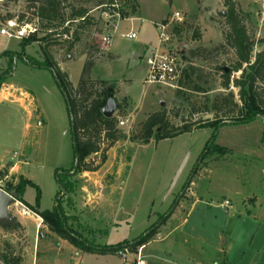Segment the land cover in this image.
Wrapping results in <instances>:
<instances>
[{
    "label": "rangeland",
    "instance_id": "1",
    "mask_svg": "<svg viewBox=\"0 0 264 264\" xmlns=\"http://www.w3.org/2000/svg\"><path fill=\"white\" fill-rule=\"evenodd\" d=\"M231 1L256 54L262 49L257 42L264 38V0ZM39 5L40 0H0V22L15 18L33 24L36 41L25 47L23 54L37 62L50 56L74 88L85 54L91 49L115 56L104 59L97 52L91 79L121 81L129 75L134 79L138 63L133 54L139 45H156L153 24L167 12L184 14L176 33L178 44L187 45L186 56L194 49L206 51L200 58L185 61L200 70L199 78L185 77L181 90L165 87L159 105L154 104V86L144 85L140 78L126 90L136 106L115 93L120 107L114 116L129 123L118 128L123 138L108 149L98 169L71 175L72 189L59 194L68 225L94 244L114 246L139 237L161 216L168 215L176 202L144 252L153 257H145V264H264L262 120L219 127L214 145L220 149L202 157L211 129H195L157 143L151 139L147 145L137 140L141 124L161 107L174 126L213 119L211 101L216 94L225 93L220 69L228 70L234 61L231 49L219 48L226 31L223 1L142 0L140 15H134L132 21L117 20L114 31L105 26L99 11L81 28L78 20L64 25L59 20L46 23L36 16ZM94 5L91 1L84 7L89 10ZM76 6V0H63L62 12L68 16ZM66 27L68 34L63 33ZM129 32L135 33V41L119 37ZM106 34L112 36L109 49L100 41ZM20 43L0 36L4 52L20 53ZM14 57L13 73L0 86V188L6 189L22 176L38 187L39 210L51 211L60 191L54 172L68 170L72 162L69 116L51 72ZM229 90L237 101V90L231 86ZM100 158H93L95 165ZM23 200L34 206L35 188L26 187ZM224 200L230 202V209L220 208ZM8 215L16 227L4 229L0 225V264H4L2 255L19 257L20 264L33 260L35 264H137L140 259L141 247L136 254L128 248L117 255L83 254L49 233L42 220L19 202L9 207Z\"/></svg>",
    "mask_w": 264,
    "mask_h": 264
},
{
    "label": "trees",
    "instance_id": "2",
    "mask_svg": "<svg viewBox=\"0 0 264 264\" xmlns=\"http://www.w3.org/2000/svg\"><path fill=\"white\" fill-rule=\"evenodd\" d=\"M91 1L94 2V6L101 3V0H76L78 6L71 7L70 14L66 16L62 12L63 0H40V5L37 7L35 13L38 19L46 21V23L59 20L60 24L64 25L66 22L71 23L72 21L78 20L81 22L79 26L81 28L83 24H89L92 20L87 17L88 9L84 7V4ZM222 1L226 9L224 12L226 31L222 33L224 44L219 48L226 46L231 49L234 61L228 70L224 68L220 69L223 79L221 87L225 90V93L221 92L216 94L211 101L210 109L213 113V119L196 121L190 124L182 122L180 125L174 126L169 122L167 110L161 107L157 112L149 115L141 124L137 140L142 145H147L151 139L157 143L164 139L175 138L195 129H211V136L200 156L202 157L204 154L210 153L212 149H220L214 145L219 127L223 125L248 124L257 119V117L264 116V38L257 42L259 45H262V49L256 54H253L254 42L247 32L234 2L231 0ZM136 11L137 5L134 2L131 5V15H135ZM123 15L127 16L126 18L129 16L128 14ZM63 33H69L68 27L63 29ZM74 40H78L76 33H74ZM34 41L36 39L32 35L29 38L21 40L20 53L5 51L1 54L2 57H6L7 64L5 71H0V86L13 73L14 55L22 57L24 63L30 67L46 69L51 72L65 100L69 116L72 149L70 168L68 170H56L54 172L60 189L57 194L58 197L62 190L68 194L72 189V184L70 183L71 175L75 176L83 172L96 171L105 161V155L108 149L119 139L123 138L117 128V117L113 115L110 118H106L102 114V109L105 108L110 98L113 99L116 109L120 107L115 99V82L92 80L90 77V70L98 60V57L95 55L97 52L98 56L104 59L113 58L109 54L104 55L103 51H94L91 49L90 52L85 54V63L80 79L74 88L68 80L67 73L62 71L50 56L47 55L42 62H37L23 54L25 47ZM202 52L204 53L206 51L200 49L191 50L187 56H184V61L191 60L192 58H200L202 57ZM199 71L197 68L189 65L184 73V78H190L194 75L199 78ZM236 73L239 76H232ZM180 85L182 86L183 82ZM230 86L237 90V101L235 100L234 93L229 90ZM99 156H101L100 163L95 165L93 158ZM26 187H33L36 190V202L34 206L27 204L23 200ZM3 190L7 193L15 192L17 194V202L30 212L35 213L42 220L43 225L47 227L49 233L67 242L83 254L97 256L123 254L125 248H128L130 253L136 254L138 248L149 243L158 234L157 231L160 226L166 222L177 206V203L174 202L169 209L170 213L168 215L161 216L156 223L132 241H123L114 246H102L88 241L80 232H77L71 225H68V218L61 206L62 199H56V205L51 211H40L38 205V187L22 176L18 178L17 183L10 184ZM2 227L4 229H14L16 225ZM1 258L4 264L21 263L19 257L2 255Z\"/></svg>",
    "mask_w": 264,
    "mask_h": 264
},
{
    "label": "built area",
    "instance_id": "3",
    "mask_svg": "<svg viewBox=\"0 0 264 264\" xmlns=\"http://www.w3.org/2000/svg\"><path fill=\"white\" fill-rule=\"evenodd\" d=\"M134 2V0H101L99 5L93 6L88 10L87 17H91L93 12L99 11L105 26L114 31L117 20H123L124 18L130 21L133 20L134 15H131V5ZM123 14H128V18ZM183 22L184 14L175 11L169 13L164 20L154 24L157 29V43L155 46L145 49L144 60L147 72L143 80L144 84L181 90L182 86L180 83L187 70V65L184 61L187 45L185 43L178 44L179 35L176 32H178ZM36 31L37 29L33 24L19 21L15 18L5 19L0 22V36L9 39L22 40L34 35ZM119 37L128 40L136 39V35L133 32L121 34ZM111 39L112 36L106 34L101 36L100 41L105 48H109ZM128 123V120H118L117 128L125 127ZM230 207L228 200H224L220 204L221 209H230Z\"/></svg>",
    "mask_w": 264,
    "mask_h": 264
},
{
    "label": "crops",
    "instance_id": "4",
    "mask_svg": "<svg viewBox=\"0 0 264 264\" xmlns=\"http://www.w3.org/2000/svg\"><path fill=\"white\" fill-rule=\"evenodd\" d=\"M135 1V4L137 5V11H136V14L137 15H140V13L142 12L143 10V7H142V0H134ZM135 14V15H136ZM169 14V12H167V14H165L164 16L160 17L154 24L164 20L166 18V16ZM153 24V25H154ZM111 30V29H110ZM136 40V39H135ZM134 40V41H135ZM133 41V40H132ZM155 46V45H154ZM148 46L146 45H139L138 49L136 50V52L133 54L134 56V59L136 60V63H138V65L135 67V72L133 73V76H134V79L131 77L130 78V75L129 76H126L124 77L121 81H118V80H105V79H99V78H92V80H100V81H108V82H115L116 84V93L119 94L120 97L122 98H126L131 104H133V107L136 106V104L134 103V101L127 96V93H126V90L128 88H130V86L133 84V81H135L137 78H140V82L143 83V80L146 76V72H147V66L145 64V60H144V53H145V49L147 48ZM153 47V46H151ZM109 49V48H108ZM4 51L0 50V62H1V70H3L5 67H6V64H7V59L6 57H2L1 54L3 53ZM16 53V52H14ZM107 54H109L110 56H112V58H115V56L113 54H111V52H107ZM99 62V61H98ZM97 62V63H98ZM141 64L144 66L142 67ZM63 64H61L62 66ZM62 70V69H61ZM92 73V72H91ZM144 84V83H143ZM144 85H147V84H144ZM149 86H154V88L151 90L152 92V96H155V99H154V104L156 103L157 105H159L161 103V97H162V93H163V89H167L163 86H156V85H149ZM153 91H155V95H153ZM0 96H1V93H0ZM116 97V96H115ZM1 98V97H0ZM2 100V99H0ZM1 102V101H0ZM135 104V105H134ZM153 104V105H154ZM153 112V111H152ZM13 168H11L12 170ZM15 169V168H14ZM3 190V189H2ZM18 203V202H17ZM152 240L147 243L146 245H144L143 247L140 248L139 250V253H138V256L140 257L139 261L137 264H145V257H148V258H153L152 255H144L145 251L148 249V247L150 246ZM35 263V261L33 260L31 264ZM23 264H27L26 262L23 263ZM29 264V263H28Z\"/></svg>",
    "mask_w": 264,
    "mask_h": 264
},
{
    "label": "water",
    "instance_id": "5",
    "mask_svg": "<svg viewBox=\"0 0 264 264\" xmlns=\"http://www.w3.org/2000/svg\"><path fill=\"white\" fill-rule=\"evenodd\" d=\"M14 59H16V57H14ZM115 111H116V105L113 99L110 98L105 108L102 109V114L104 117L110 118L111 116L114 115ZM257 119H260L262 120V122H264V116H259L257 117ZM180 171L181 169L178 171V174L180 173ZM64 194L65 192L62 190L60 196H63ZM16 203H17V194L15 192L7 193L0 188V225L6 226L13 224L12 219L8 215V209L11 205H14Z\"/></svg>",
    "mask_w": 264,
    "mask_h": 264
}]
</instances>
